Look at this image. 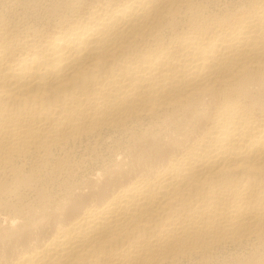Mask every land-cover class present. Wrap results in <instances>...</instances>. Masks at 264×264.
Listing matches in <instances>:
<instances>
[{"label":"bare ground","instance_id":"1","mask_svg":"<svg viewBox=\"0 0 264 264\" xmlns=\"http://www.w3.org/2000/svg\"><path fill=\"white\" fill-rule=\"evenodd\" d=\"M0 264H264V0H0Z\"/></svg>","mask_w":264,"mask_h":264}]
</instances>
